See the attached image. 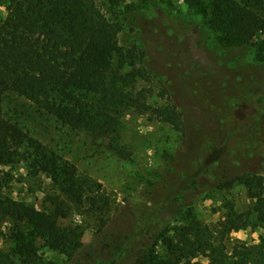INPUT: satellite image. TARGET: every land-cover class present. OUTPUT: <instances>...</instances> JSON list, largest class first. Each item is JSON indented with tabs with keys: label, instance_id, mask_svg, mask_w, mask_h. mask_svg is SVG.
Listing matches in <instances>:
<instances>
[{
	"label": "rangeland",
	"instance_id": "rangeland-1",
	"mask_svg": "<svg viewBox=\"0 0 264 264\" xmlns=\"http://www.w3.org/2000/svg\"><path fill=\"white\" fill-rule=\"evenodd\" d=\"M100 7L118 27L122 49L108 79L130 75L135 100L122 110L116 138L69 128L13 92L3 101L5 117L100 183L107 202L104 214L87 205L63 220L80 233L72 257L37 239L31 264H131L148 244L161 254L160 236L178 226L215 232L227 214L251 211L246 190L224 186L226 179L264 177V49L227 42L209 10L182 0H101ZM7 13L0 0V22ZM165 106L180 113L181 129L155 113ZM1 170L6 194L52 209L48 197L57 190L44 173H32L23 159ZM4 226L7 233L10 223ZM262 233L251 219L228 245L255 244ZM0 248L9 255L0 264H23L8 238Z\"/></svg>",
	"mask_w": 264,
	"mask_h": 264
},
{
	"label": "trees",
	"instance_id": "trees-1",
	"mask_svg": "<svg viewBox=\"0 0 264 264\" xmlns=\"http://www.w3.org/2000/svg\"><path fill=\"white\" fill-rule=\"evenodd\" d=\"M1 1L8 13L0 22V239L11 241L13 254L23 264L34 262L37 239L72 257L82 247L80 233L63 220L87 205L104 214L107 202L100 183L80 175L74 165L5 117L3 101L13 92L69 128L84 129L93 138H116L122 110L135 101L128 88L130 75L108 79L113 59L122 55L119 30L102 11L101 0ZM121 1L107 0L110 5ZM182 1L209 10L227 42L264 49V0ZM154 111L181 129L174 106ZM22 159L32 173H44L55 186L57 194L48 197L51 210H39L4 192L1 167ZM233 183L254 201L251 211L227 214L215 232L206 226H178L160 236L161 254L148 244L131 264H264V177L240 173L223 185ZM251 219L263 230L258 242L229 246L228 235ZM8 256L0 248V263Z\"/></svg>",
	"mask_w": 264,
	"mask_h": 264
}]
</instances>
